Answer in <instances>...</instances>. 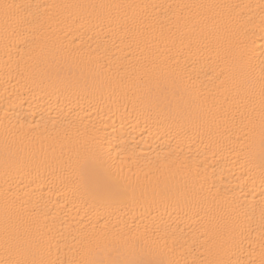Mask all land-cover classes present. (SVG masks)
Masks as SVG:
<instances>
[{
    "label": "bare ground",
    "instance_id": "obj_1",
    "mask_svg": "<svg viewBox=\"0 0 264 264\" xmlns=\"http://www.w3.org/2000/svg\"><path fill=\"white\" fill-rule=\"evenodd\" d=\"M3 3L0 261L264 264V0Z\"/></svg>",
    "mask_w": 264,
    "mask_h": 264
},
{
    "label": "snow or ice",
    "instance_id": "obj_2",
    "mask_svg": "<svg viewBox=\"0 0 264 264\" xmlns=\"http://www.w3.org/2000/svg\"><path fill=\"white\" fill-rule=\"evenodd\" d=\"M22 6L16 5L14 3H3L0 4V9H2V15L4 17L5 24H7L10 21H14L18 18L19 12ZM261 110H262V116H264V87H262L261 91ZM77 135H87V133H80L79 130H77ZM93 141V145L95 147V152L97 154L96 158L93 160L88 161L89 166L93 165H100V167H106L109 163V157L110 153H104V147L103 144L95 137H91ZM93 171H98L95 167L92 168ZM18 247L21 249L24 247V244H19ZM0 264H52V262H45V261H37L33 259L28 258H18V259H11L7 261H0ZM134 264H163V262H134ZM215 264H230V261L222 258L215 262Z\"/></svg>",
    "mask_w": 264,
    "mask_h": 264
}]
</instances>
